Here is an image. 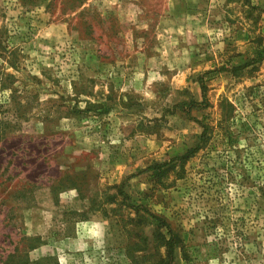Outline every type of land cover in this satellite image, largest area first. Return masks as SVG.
<instances>
[{
	"label": "rangeland",
	"instance_id": "1",
	"mask_svg": "<svg viewBox=\"0 0 264 264\" xmlns=\"http://www.w3.org/2000/svg\"><path fill=\"white\" fill-rule=\"evenodd\" d=\"M259 51L264 0H0V264H165L121 188L173 264H264Z\"/></svg>",
	"mask_w": 264,
	"mask_h": 264
},
{
	"label": "trees",
	"instance_id": "2",
	"mask_svg": "<svg viewBox=\"0 0 264 264\" xmlns=\"http://www.w3.org/2000/svg\"><path fill=\"white\" fill-rule=\"evenodd\" d=\"M258 58L259 60L264 59V52L263 51H259L258 53ZM224 69H214L211 71H207L204 74L199 76V82L201 85V89H202V101L201 102H190L189 104H182L181 108L189 115L191 109L194 108H208L209 103H208V98H207V86L206 83L208 81L213 80L217 73L222 72ZM207 127L203 126V132H202V137L201 140H204L207 134ZM200 150V146H198L197 148L188 151L186 154L177 157L175 159H173V161L175 162L176 160H187L191 157L194 156V154H196L198 151ZM172 161H169L168 163L164 162L161 164H155L149 167V170L154 171L157 174L160 175H164L166 172V168L168 166V164H170ZM119 196L121 197V204L122 206L132 210L133 212H135L136 214H141L143 213L150 221L151 223L154 225L156 230H162V229H166V234H167V238L165 240V246H166V262L165 264H173L175 261V253H176V249L178 247V238L176 233L173 231L172 227L170 226V224L163 219L160 216H157L155 214H153L152 212H150L148 209H146L144 206L142 205H134L131 201H130V197L127 195L126 192L123 191V189L121 188L118 192ZM17 262V258L14 255H9L8 256V261L6 262V264H16ZM24 264H57V261L55 258L53 257H49V258H45L42 261H37V262H29V261H25Z\"/></svg>",
	"mask_w": 264,
	"mask_h": 264
}]
</instances>
